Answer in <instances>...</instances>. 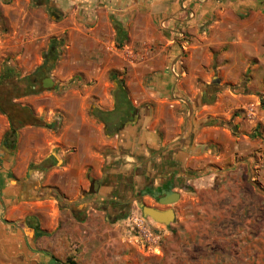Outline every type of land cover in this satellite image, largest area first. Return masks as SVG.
I'll return each mask as SVG.
<instances>
[{
	"label": "crops",
	"instance_id": "0c3cea01",
	"mask_svg": "<svg viewBox=\"0 0 264 264\" xmlns=\"http://www.w3.org/2000/svg\"><path fill=\"white\" fill-rule=\"evenodd\" d=\"M53 38L46 126L0 112V264H145L149 188H264V0H0V74Z\"/></svg>",
	"mask_w": 264,
	"mask_h": 264
},
{
	"label": "rangeland",
	"instance_id": "374dc122",
	"mask_svg": "<svg viewBox=\"0 0 264 264\" xmlns=\"http://www.w3.org/2000/svg\"><path fill=\"white\" fill-rule=\"evenodd\" d=\"M186 190L145 264H264V188Z\"/></svg>",
	"mask_w": 264,
	"mask_h": 264
},
{
	"label": "trees",
	"instance_id": "16d2710c",
	"mask_svg": "<svg viewBox=\"0 0 264 264\" xmlns=\"http://www.w3.org/2000/svg\"><path fill=\"white\" fill-rule=\"evenodd\" d=\"M60 46L61 42L57 38L51 40L49 49L44 55L43 64L36 69L34 75L19 78V74L11 68H7L0 74V112L7 115L10 120V134L17 136L18 130L26 125L46 126L44 120L36 117L31 109L16 103L14 100L37 91L31 87L33 85L31 77L33 76L40 77L38 89L42 87V80L50 75L57 63Z\"/></svg>",
	"mask_w": 264,
	"mask_h": 264
},
{
	"label": "water",
	"instance_id": "95a60500",
	"mask_svg": "<svg viewBox=\"0 0 264 264\" xmlns=\"http://www.w3.org/2000/svg\"><path fill=\"white\" fill-rule=\"evenodd\" d=\"M43 87H52L54 80L52 77L44 78L42 82ZM161 195L158 198V202L161 205L169 206L174 204L180 199V193L173 190V185H169L168 188H164L156 192V196ZM140 208L145 217H150L154 221L161 224L169 225L175 220V211L173 208L159 209L157 207L147 206L144 203H140Z\"/></svg>",
	"mask_w": 264,
	"mask_h": 264
},
{
	"label": "built area",
	"instance_id": "2783aa9c",
	"mask_svg": "<svg viewBox=\"0 0 264 264\" xmlns=\"http://www.w3.org/2000/svg\"><path fill=\"white\" fill-rule=\"evenodd\" d=\"M128 234L147 244H158L161 232L155 226L156 222L145 217L142 212H132L125 220Z\"/></svg>",
	"mask_w": 264,
	"mask_h": 264
},
{
	"label": "flooded vegetation",
	"instance_id": "af4514ba",
	"mask_svg": "<svg viewBox=\"0 0 264 264\" xmlns=\"http://www.w3.org/2000/svg\"><path fill=\"white\" fill-rule=\"evenodd\" d=\"M170 184L169 183H167V184H165V185H160V186H157V187H154V189L153 188H149L148 189V195L151 197V198H153V200H155V202H157V204L159 203L158 202V198L161 196V195H157L156 196V192L157 191H160V190H162V189H164V188H168V186H169ZM149 219H151L152 221H154L152 218H150V217H148ZM154 222H156V221H154ZM156 224L157 225H159V224H161V223H159V222H156ZM155 224V225H156ZM163 226V225H162ZM160 231V230H159Z\"/></svg>",
	"mask_w": 264,
	"mask_h": 264
}]
</instances>
